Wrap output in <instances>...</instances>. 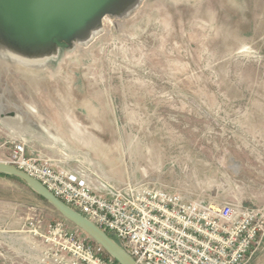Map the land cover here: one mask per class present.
<instances>
[{"label":"rangeland","instance_id":"obj_1","mask_svg":"<svg viewBox=\"0 0 264 264\" xmlns=\"http://www.w3.org/2000/svg\"><path fill=\"white\" fill-rule=\"evenodd\" d=\"M231 27L222 20L205 28L191 14L167 13L131 41L107 19L110 46L94 84L122 161L93 160L61 135L27 129L21 115H0V160L25 141L102 192L152 181L188 199L214 195L264 206V32L262 46L246 51L229 40ZM37 218L44 225L64 219L26 183L0 175V264H42L25 231ZM248 264H264V249Z\"/></svg>","mask_w":264,"mask_h":264},{"label":"water","instance_id":"obj_2","mask_svg":"<svg viewBox=\"0 0 264 264\" xmlns=\"http://www.w3.org/2000/svg\"><path fill=\"white\" fill-rule=\"evenodd\" d=\"M167 13L191 14L211 29L225 20L232 25L229 40L246 51L262 46L263 0H0V115H21L27 129L49 139L48 133L61 135L104 165L122 161L114 122L97 102L94 84L97 64L110 46L107 19L132 41ZM0 173L24 181L119 264H139L26 171L0 160Z\"/></svg>","mask_w":264,"mask_h":264},{"label":"built area","instance_id":"obj_3","mask_svg":"<svg viewBox=\"0 0 264 264\" xmlns=\"http://www.w3.org/2000/svg\"><path fill=\"white\" fill-rule=\"evenodd\" d=\"M5 161L95 222L139 264H248L264 249V206L214 195L188 199L152 181L102 192L77 170L29 153L25 141L15 142ZM25 226L42 264H119L65 219Z\"/></svg>","mask_w":264,"mask_h":264},{"label":"bare ground","instance_id":"obj_4","mask_svg":"<svg viewBox=\"0 0 264 264\" xmlns=\"http://www.w3.org/2000/svg\"><path fill=\"white\" fill-rule=\"evenodd\" d=\"M6 124V123H5ZM34 136L37 138L38 137V134H34ZM31 138V137H30ZM38 139V138H37ZM46 140V139H45ZM50 144V143H49ZM48 145V144H47ZM51 147V146H50ZM54 147V146H53ZM57 148V147H56ZM64 157L65 158H72V156L71 155H64ZM75 158H77V157H75Z\"/></svg>","mask_w":264,"mask_h":264},{"label":"crops","instance_id":"obj_5","mask_svg":"<svg viewBox=\"0 0 264 264\" xmlns=\"http://www.w3.org/2000/svg\"><path fill=\"white\" fill-rule=\"evenodd\" d=\"M27 149L29 153H41L40 151H37V149H33V150H31L30 148H27Z\"/></svg>","mask_w":264,"mask_h":264},{"label":"trees","instance_id":"obj_6","mask_svg":"<svg viewBox=\"0 0 264 264\" xmlns=\"http://www.w3.org/2000/svg\"><path fill=\"white\" fill-rule=\"evenodd\" d=\"M61 45H64V44H61ZM0 175H3V176H9V177H14V176H11V175H6V174H2V173H0ZM14 178H17V177H14ZM17 179H19V178H17ZM19 180H21V179H19ZM22 181V180H21ZM22 182H24V181H22ZM25 183V182H24ZM42 198V197H41ZM43 199V198H42ZM116 261V260H115ZM117 262V261H116ZM118 263V262H117Z\"/></svg>","mask_w":264,"mask_h":264}]
</instances>
